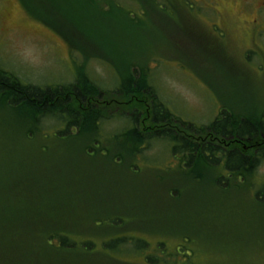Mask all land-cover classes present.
I'll use <instances>...</instances> for the list:
<instances>
[{
    "label": "rangeland",
    "instance_id": "obj_1",
    "mask_svg": "<svg viewBox=\"0 0 264 264\" xmlns=\"http://www.w3.org/2000/svg\"><path fill=\"white\" fill-rule=\"evenodd\" d=\"M191 1V8L182 0L174 1L177 10L168 8L161 16L152 7L134 9L132 0H121V12L113 9L102 19L83 0H0V67L23 84L35 87L61 89L75 83L82 57L26 10L36 13L42 6L54 15L61 11L70 17H84L86 29L89 25L101 28L102 37L90 40L97 41L94 48L106 53L123 72L126 65H139L144 55L153 92L166 110L185 124L207 127L220 110L246 121L254 115L264 119V32L252 42L242 36L245 21L258 17L251 7L246 14L241 13L242 0H221L222 8L235 23L236 38L231 42L220 38L203 21L200 1ZM45 2L53 8H46ZM252 2L255 7V0ZM206 12L211 17L210 11ZM129 13L136 20L133 24L128 20ZM259 21L264 25V14ZM134 65L139 75L140 69ZM85 72L100 92H107L110 98L116 95L120 78L108 63L89 58ZM124 120H105L100 135L96 134V144L87 145L88 137L63 136L58 134L62 129L55 131L65 123L60 116L39 117L33 126L22 105L0 104V180L20 174L30 177L24 185L28 191L20 196L9 191L7 196L15 205L25 206L33 204L34 197L76 196L109 199V203L118 199L136 208L144 206L146 195L170 190L169 178L159 183L158 176L176 170L171 144L147 141L135 161H129L127 143L136 142V136L119 135L132 128L128 117ZM88 148L93 149L91 153L85 150ZM129 163L134 168L130 169ZM220 169L218 177L223 180L215 186L207 181V171L194 173L201 176L197 184L190 181L192 175L184 178L178 172L171 176L181 183L182 198L172 210L170 228L186 234L196 230L203 240L190 263L181 259L178 263L264 264V162L241 180L242 184ZM257 194L261 195L256 198ZM33 212L41 220L54 217L41 206V198ZM15 228L18 224L13 225L9 218L8 233L0 230V264H54L56 253L49 251L41 257V236H32L41 235V227L21 228V234L30 235L14 239L11 232ZM18 248H25L24 254ZM112 259V264H122L118 255ZM78 264L91 262L79 259Z\"/></svg>",
    "mask_w": 264,
    "mask_h": 264
},
{
    "label": "trees",
    "instance_id": "obj_2",
    "mask_svg": "<svg viewBox=\"0 0 264 264\" xmlns=\"http://www.w3.org/2000/svg\"><path fill=\"white\" fill-rule=\"evenodd\" d=\"M87 3L88 8L91 11H95L98 16H101L102 19L105 18L106 14H109L113 9L117 12H121V0H83ZM136 7H143L147 5L148 7H152L153 10H157L159 15L165 16V12H167L168 8L175 12L177 10V6L173 4L174 1L179 2V0H132ZM24 3V2H23ZM25 4V3H24ZM45 7L48 9H52L53 7L48 3H44ZM118 6V8L115 7ZM185 6V5H184ZM130 8V7H129ZM77 11L81 8H76ZM133 9V8H131ZM28 13L38 21H41L42 24L50 27L56 33H58L62 39L69 45L71 51L77 52L81 55L83 64L80 65L77 70V74L75 77V83L70 86H63V88L56 89L48 88V87H35L32 85L23 84L16 76H14L11 72L3 70L0 67V104L1 105H10L13 106L22 105L27 111L28 116L31 119V123L34 126L35 121L40 117L42 118H52L58 115L59 110H64V108H71L76 102H83L86 100H105L103 97V93L99 91L97 85L89 78V76L85 72V63L89 58H97L99 60H103L108 63L111 67H113L118 76L120 78L119 89L117 92V96L120 100H125L129 102L138 101L151 105L150 108L151 115L146 118L147 122H149L150 132L156 134L157 136H136V142H128V146L131 150L138 149L141 147L146 141L150 139H162L168 141L173 145L172 151L175 153H182L183 148L187 145L184 141V136H165L167 132H169V128H172L173 133L180 134L184 132V127L188 126L191 132H196L192 125L185 124L184 122L178 120L172 114H170L164 105L159 101L156 94L153 92L152 87L147 81V66L144 62V55H141V61L139 65H126L125 72L118 69L113 61L107 58L106 53H100L98 50L94 48L97 41H91V37L101 38L103 32L101 28L93 25L89 28H85V18L84 17H70L64 14L63 12H59L58 15H54L51 12L46 11L41 6V10L36 13L28 10ZM129 13L128 20L131 24L135 23L136 20L130 16ZM180 17V13L178 14ZM179 22V19H178ZM89 32L91 35L89 36ZM136 66L140 69V74L137 75L135 73V69L133 66ZM124 73V74H122ZM55 88V87H54ZM143 109V105H142ZM88 116V114H85ZM226 113H223V120L221 121L218 117L217 121H214L208 127L200 129L197 132L202 133H220L225 135H232L233 137H237L238 139H247L248 140V149L249 151L244 150L239 152L234 150L229 153L222 160L221 171L227 173L230 178H235L238 184H242V181H245L247 177L251 176V173H254V170L258 167V165L264 162V121L259 119V117L249 116L246 121L244 117H237L235 115L226 116ZM83 115V117H86ZM98 117V115H95ZM146 113L141 115L142 119L146 117ZM131 123L133 124V129L129 130L127 134H136L138 133V129H136L137 122L140 120L138 116H132L130 118ZM68 125L67 127H69ZM78 128V134L76 136L81 139L87 138L86 144L91 145L96 144L95 138L97 136H83V132L85 131H97V128L94 124L88 123L86 121H82L75 125ZM70 129V128H66ZM188 131V130H187ZM162 135V136H159ZM164 135V136H163ZM28 137V136H24ZM31 137V136H29ZM229 137V136H222ZM184 142V143H183ZM242 145H244L242 143ZM241 146V145H240ZM87 147V146H85ZM90 147V146H88ZM87 150V149H85ZM242 150V148H240ZM130 152V150H129ZM128 152V153H129ZM181 155V154H179ZM129 159L133 160L134 155L128 154ZM113 162V161H112ZM183 175L186 178V173L182 169V166L179 162L175 172L166 173L163 176H159V183L163 182L165 178H169L170 185L172 188L170 190L155 192L151 195H146L143 205L140 207H134L131 204L125 203L122 200L116 199L117 202L109 203V199L102 200L101 198H96L94 204L96 207L102 208L104 205L107 206V218L106 222L109 224V229L117 230V229H129L133 225V220H136L135 227L136 228H144L149 230H158L167 232L172 230L170 228L171 224L174 220V215L172 214L173 208L178 204V200L182 198V185L179 181L171 179V176L177 174ZM219 168L217 171L213 170L206 174L207 181L213 186L219 184L223 178L218 177ZM215 174L216 178L213 177ZM187 175H192L190 177V181L194 184H197L201 179L200 175H195L189 173ZM199 177V178H198ZM183 178V180H184ZM9 179H11L9 181ZM6 179L2 176V180H0V230L8 233V225L9 218L12 221V224H18V228L11 232L12 236L15 238H19L20 236L28 237L30 234H21L19 231L22 230H30L32 227H41V235H32L33 237L41 236L42 243L41 244V257L43 253H47L49 251L55 252L57 260L54 264H78L80 257H77V254L71 252H63V251H55L50 246L53 243L54 239H59L62 241V244H65L66 237L62 234L64 229H69L73 222L74 217L78 213L85 214V210L76 211L75 207L80 206L79 204H84L88 199L80 198V197H71L62 196L57 198V196H52L54 198H42V197H34V203L28 206L22 205L18 203L15 205L11 201V199L7 196L9 191H12L14 195L20 196L21 192L28 191L26 188L27 181L30 180V177H22L21 174L19 177H12ZM24 181V182H23ZM13 182H16L15 184ZM5 186H3L4 184ZM4 187V188H2ZM161 191V192H160ZM261 194H257L256 198H258ZM172 198V200L165 199ZM116 197V196H114ZM39 198H41V206L50 211V215H54L53 218L46 217L43 220L38 218L37 214L33 212L34 204H38ZM80 199L79 201H76ZM262 200V198H260ZM17 200V199H16ZM40 205V204H39ZM103 210H100V213ZM119 222H121L119 224ZM14 227V226H13ZM184 233V231H183ZM182 231H177L176 235L183 234ZM61 234V235H59ZM166 238V237H164ZM177 238V236L175 237ZM182 239L183 237H178ZM14 242V241H13ZM12 242V243H13ZM116 243V242H115ZM114 244V243H111ZM23 245V244H21ZM17 251L22 250L24 254L25 248H18ZM120 255L116 250L110 251V255ZM100 256L104 254L100 253ZM174 255V254H173ZM13 258L14 252L12 254ZM174 257H178L174 255ZM97 258H94L91 264H103L100 261H96ZM81 261H85L84 259ZM114 262V259H110V264ZM171 264H177L173 262Z\"/></svg>",
    "mask_w": 264,
    "mask_h": 264
},
{
    "label": "flooded vegetation",
    "instance_id": "obj_3",
    "mask_svg": "<svg viewBox=\"0 0 264 264\" xmlns=\"http://www.w3.org/2000/svg\"><path fill=\"white\" fill-rule=\"evenodd\" d=\"M201 3V12L203 21L215 33H219V37L227 39L232 42L233 23L225 9L222 8L223 3L221 0H199ZM258 17L251 21H245L246 28L242 32L243 39H248L249 42L259 40L264 32V25L259 24V19L263 18L264 0H255V7L252 0H242L241 13L246 14L248 9ZM253 8V10H252ZM254 8H256L254 10ZM210 11L209 13L206 10ZM143 105V109H142ZM152 106L138 101H125L108 99L103 101L86 100L83 102H76L71 108L59 110L58 115L65 121L61 124L62 130L58 133L63 136L72 134V129H75V134L78 133L76 124L86 121L96 126L97 131H85L83 136H96L100 135V126L104 123L105 119H117L118 122L125 121V117L131 118L138 116L140 120L137 122L136 129L140 130L136 134L120 133V136H157L151 133L149 122L146 118L151 115L150 108ZM146 113V117L142 119L141 115ZM85 114H88L86 116ZM86 116V117H83ZM95 115H98L96 117ZM152 119V118H151ZM224 118H221L222 121ZM217 121V119H215ZM70 125L69 127H67ZM66 128H70L69 130ZM172 128L165 136H184V141L187 145L183 148V152L174 153L171 150V160H176L173 165L177 168L179 162L182 169L185 171L186 176L189 173H198L202 171L211 172L217 171L222 166L223 157L225 158L229 153L237 150L239 152L248 149V140L238 139L232 135H225L220 133H202V132H182L180 134L173 133ZM57 134V133H56ZM162 136V135H159ZM164 136V135H163ZM229 136V137H222ZM264 136V135H259ZM164 138H162L163 140ZM152 140V139H150ZM146 141V139H145ZM184 143V142H183ZM242 143L244 145H242ZM145 143L141 148L130 150V154L138 157L143 151ZM241 145V146H240ZM242 148V150H240ZM159 177V176H158ZM199 178V177H198ZM80 199L76 200L79 201ZM84 204L76 206L75 210H85L86 213H77L73 219L71 227L64 229L62 234L66 237L65 244L59 239H54L50 246L55 251L71 252L77 254L80 260L92 262L94 258L103 264H110V251L116 250L120 253L118 257L123 260L122 264H171L181 259L182 263H190V259L202 247L203 241L199 233L193 230L194 233H187L182 231L183 234L176 235V231L169 230L167 232L158 230H149L144 228H136V220H133V225L129 229H109V224L106 222L107 206L102 208L96 207L94 201L96 199H89ZM100 210L103 212L100 213ZM121 222H119L120 224ZM61 235V234H59ZM177 236V238H175ZM166 237V238H164ZM178 237H183L179 239ZM116 242V243H115ZM114 243V244H111ZM104 254L100 256L99 254ZM181 255L174 257V255Z\"/></svg>",
    "mask_w": 264,
    "mask_h": 264
}]
</instances>
